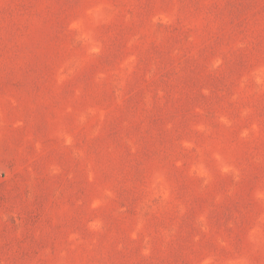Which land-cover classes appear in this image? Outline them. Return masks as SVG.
<instances>
[{
	"label": "rangeland",
	"instance_id": "rangeland-1",
	"mask_svg": "<svg viewBox=\"0 0 264 264\" xmlns=\"http://www.w3.org/2000/svg\"><path fill=\"white\" fill-rule=\"evenodd\" d=\"M0 264H264V0H0Z\"/></svg>",
	"mask_w": 264,
	"mask_h": 264
}]
</instances>
